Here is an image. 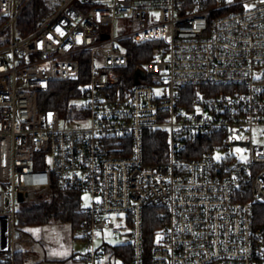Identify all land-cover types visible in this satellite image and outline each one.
<instances>
[{"label":"built area","instance_id":"obj_1","mask_svg":"<svg viewBox=\"0 0 264 264\" xmlns=\"http://www.w3.org/2000/svg\"><path fill=\"white\" fill-rule=\"evenodd\" d=\"M32 1L0 0V264L39 260L19 195L55 188L81 195L84 264H264V0H67L21 38ZM83 62L86 106L42 111ZM148 130L167 133L164 163L145 162ZM199 136L213 149L189 158ZM149 207L164 225L147 256Z\"/></svg>","mask_w":264,"mask_h":264},{"label":"trees","instance_id":"obj_2","mask_svg":"<svg viewBox=\"0 0 264 264\" xmlns=\"http://www.w3.org/2000/svg\"><path fill=\"white\" fill-rule=\"evenodd\" d=\"M67 0H33L27 8L22 12L17 20V35L21 38L27 37L38 30L55 13L60 9L62 4ZM5 21H0V28ZM10 30H4L0 33V41L8 42ZM5 39V40H3ZM153 45V44H149ZM1 46V45H0ZM134 52V53H133ZM131 54L133 65L142 66L144 61L149 60L148 56L142 57L136 52H142L141 49L134 50ZM87 65L82 63V74L79 79L73 81L54 82L50 90L44 94L41 110H58L63 117L74 113V105L72 99L81 97L82 91L80 86L86 83ZM145 137V162L148 164H160L166 161L167 140L168 136L165 131L148 130L144 134ZM212 137H198L189 145L190 156L195 158L203 151L213 149ZM35 198L28 201L27 204L19 208L18 225L20 228L31 231L33 228H39L51 224L53 221L69 223L74 230L80 228L81 222L86 218L85 211L82 206L81 195L75 191H62L58 188L53 189L50 193L41 192L33 193ZM161 208L149 207L144 210V236L145 251L148 256L151 247L157 237V234L163 228L164 222L161 221ZM256 221L258 224H264V205H255ZM128 252V247L125 248ZM123 247H109L108 251L119 254ZM73 255L70 260H77ZM81 260V259H80ZM28 261L22 254L17 256V264H27ZM60 261L59 264H63Z\"/></svg>","mask_w":264,"mask_h":264},{"label":"rangeland","instance_id":"obj_3","mask_svg":"<svg viewBox=\"0 0 264 264\" xmlns=\"http://www.w3.org/2000/svg\"><path fill=\"white\" fill-rule=\"evenodd\" d=\"M122 24V22L117 23V30H121ZM72 105L77 107L78 110L84 108L86 103L84 99H79L75 103H72ZM77 110L76 115L81 116ZM82 117L86 118L84 114H82ZM34 198L35 194H30L26 201L19 204V207H22ZM83 205L85 207L90 205V195H83ZM30 233L34 236L37 243L36 248L39 252L38 261L42 260L43 256H47L48 260L58 259L67 264H84L83 260L80 259L85 253L86 244L81 238L80 231L72 229L69 223L53 221L46 226L31 229ZM101 236L105 238L107 248L115 247L126 241L125 238L116 236L112 232L102 233ZM102 243V240L97 241L98 246H101ZM72 255H76L78 259L75 261L70 260Z\"/></svg>","mask_w":264,"mask_h":264},{"label":"crops","instance_id":"obj_4","mask_svg":"<svg viewBox=\"0 0 264 264\" xmlns=\"http://www.w3.org/2000/svg\"><path fill=\"white\" fill-rule=\"evenodd\" d=\"M37 254H39L38 249H37ZM59 262H60V260H58V259L48 260L47 256H43L42 260L37 261V262L36 261H28L27 264H59ZM63 264H67V263H63Z\"/></svg>","mask_w":264,"mask_h":264},{"label":"water","instance_id":"obj_5","mask_svg":"<svg viewBox=\"0 0 264 264\" xmlns=\"http://www.w3.org/2000/svg\"><path fill=\"white\" fill-rule=\"evenodd\" d=\"M137 75H141V76H144V73L142 71H138ZM19 201L20 203H23L25 201V197L23 196V194H20L19 195Z\"/></svg>","mask_w":264,"mask_h":264},{"label":"snow or ice","instance_id":"obj_6","mask_svg":"<svg viewBox=\"0 0 264 264\" xmlns=\"http://www.w3.org/2000/svg\"><path fill=\"white\" fill-rule=\"evenodd\" d=\"M237 151H240V150H239V149H237ZM216 158H217V159H219L220 157H219V156H217Z\"/></svg>","mask_w":264,"mask_h":264}]
</instances>
